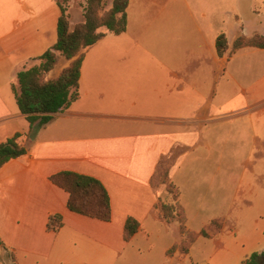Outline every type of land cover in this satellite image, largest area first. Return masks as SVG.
Instances as JSON below:
<instances>
[{
    "label": "crops",
    "instance_id": "0c3cea01",
    "mask_svg": "<svg viewBox=\"0 0 264 264\" xmlns=\"http://www.w3.org/2000/svg\"><path fill=\"white\" fill-rule=\"evenodd\" d=\"M259 1L249 0L250 21L233 1L235 30L225 8L211 17L194 0H131L127 31L103 29L86 51L79 100L31 134L18 74L58 42L62 9L58 0H0V145L20 135L28 150L0 170V264H243L264 252V49L217 50L222 34L229 50L264 35ZM69 4L73 31L85 18ZM70 66L61 58L47 80ZM164 159L197 235L188 254L170 253L184 237L158 208ZM65 172L102 182L111 222L69 210V194L51 181ZM53 215L63 218L59 232L47 229ZM129 218L141 227L126 242Z\"/></svg>",
    "mask_w": 264,
    "mask_h": 264
},
{
    "label": "trees",
    "instance_id": "16d2710c",
    "mask_svg": "<svg viewBox=\"0 0 264 264\" xmlns=\"http://www.w3.org/2000/svg\"><path fill=\"white\" fill-rule=\"evenodd\" d=\"M131 0H114L110 10L105 9V0H87L84 7V22L70 30V14L68 8L61 6L62 15L58 24V42L48 50L38 64L18 74L19 91L15 89L17 103L21 113L31 125V134L47 127L58 114L69 109L80 98L81 69L86 51L106 36L103 29L119 36L127 31L128 14ZM264 49V35L252 38L240 37L232 50H229L228 38L225 34L218 37L217 50L220 56H231L240 49ZM71 61V66L62 75L53 81L47 80V75L52 72L61 58ZM31 136V135H30ZM21 136L16 135L8 142L0 145V170L10 161L25 156L26 147L19 142ZM172 163L166 165L162 160L157 174L161 170L162 184L167 186V191L178 199L180 191L170 182V169ZM155 179V178H154ZM51 181L69 194L68 208L71 212L109 223L112 221V208L110 195L96 178L72 172L60 173L51 178ZM176 200V199H175ZM162 219L172 224L180 223V233L186 239L180 245L172 248L170 253L180 251L188 254L197 235L189 233L187 218L182 207L179 214L178 206L173 202L158 204ZM61 215L49 218L48 231L59 232L63 228ZM140 223L134 218H129L125 226L124 239L130 242L139 232ZM221 229V223L213 222L210 230L215 234ZM204 237H210L209 230H203ZM4 243L0 237V248ZM263 253H255L243 264H262Z\"/></svg>",
    "mask_w": 264,
    "mask_h": 264
},
{
    "label": "rangeland",
    "instance_id": "374dc122",
    "mask_svg": "<svg viewBox=\"0 0 264 264\" xmlns=\"http://www.w3.org/2000/svg\"><path fill=\"white\" fill-rule=\"evenodd\" d=\"M86 1L87 0H58L59 4L62 5V6H64V7H66V8H69V5H70L69 3H72L73 4L72 13L75 16H79V15H81L84 12V7L86 6ZM113 1L114 0H105V9L107 11L112 8ZM233 1L234 0H194V5H195V8H199L201 10H204L205 12L207 11L211 17H212V15H214V16H218V15L221 16V12L223 11V8H225V11L227 13V24H230L232 28H234L235 30H237L238 28L233 25V23H232L231 20H229V16H230L229 14L232 13L231 11L233 9ZM240 1H241L240 2L241 5H239V6H241L243 9H245V11H246L245 15L248 16L246 20H249V19L251 20L252 19V16H255V15H252L251 14L249 0H240ZM258 4L261 7L260 10H263V8H262V7H264L263 6V3L259 1ZM83 15H84V13H83ZM239 25H240V23H239ZM248 25H249L248 34H251L253 32L254 28H253V26L251 24H248ZM241 28L243 30V27L242 26H241ZM232 35L233 34H231V37H229L230 38V41L232 40ZM169 162H172V161L166 159V165ZM161 181H162V175H161V170H160L159 174H157L155 176V179H154V185L156 187H163V188H165V193L163 194L162 199H160V200H162V202H167V203H169L171 201V202H173V204H176V206H178L177 213L179 214V211L181 210L179 208V206L183 208V206L181 205V192H180V195H179L178 199L175 198V195L169 193L167 191V186L165 184H162ZM170 182H171V180H170ZM178 190H179V188H178ZM176 222L180 226V223L178 221H176ZM185 239L186 238L184 237V240Z\"/></svg>",
    "mask_w": 264,
    "mask_h": 264
},
{
    "label": "flooded vegetation",
    "instance_id": "af4514ba",
    "mask_svg": "<svg viewBox=\"0 0 264 264\" xmlns=\"http://www.w3.org/2000/svg\"><path fill=\"white\" fill-rule=\"evenodd\" d=\"M262 264H264V259L262 260Z\"/></svg>",
    "mask_w": 264,
    "mask_h": 264
}]
</instances>
